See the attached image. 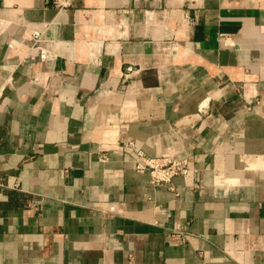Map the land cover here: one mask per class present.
Returning a JSON list of instances; mask_svg holds the SVG:
<instances>
[{
    "label": "crops",
    "instance_id": "1",
    "mask_svg": "<svg viewBox=\"0 0 264 264\" xmlns=\"http://www.w3.org/2000/svg\"><path fill=\"white\" fill-rule=\"evenodd\" d=\"M263 92L264 0H0V264H264Z\"/></svg>",
    "mask_w": 264,
    "mask_h": 264
},
{
    "label": "built area",
    "instance_id": "2",
    "mask_svg": "<svg viewBox=\"0 0 264 264\" xmlns=\"http://www.w3.org/2000/svg\"><path fill=\"white\" fill-rule=\"evenodd\" d=\"M61 6H68L72 0H56ZM191 3L196 4L198 0H189ZM36 40V49L39 51L40 59H48L51 56L39 44L41 33L34 32ZM2 103L0 97V104ZM250 106L264 107V92L254 98L249 103ZM124 148L135 159V168L138 172H148L151 177V182L155 185L167 184L170 189H174L173 181L177 176H188L192 170L186 160L176 159L172 156H150L140 147L134 140H129L125 143ZM112 211L113 209H108ZM179 235V234H177Z\"/></svg>",
    "mask_w": 264,
    "mask_h": 264
}]
</instances>
